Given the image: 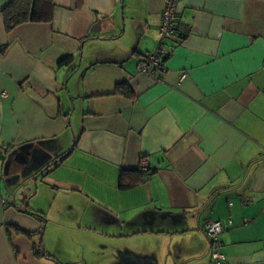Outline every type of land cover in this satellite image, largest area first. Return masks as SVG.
Returning a JSON list of instances; mask_svg holds the SVG:
<instances>
[{
	"label": "crops",
	"instance_id": "1",
	"mask_svg": "<svg viewBox=\"0 0 264 264\" xmlns=\"http://www.w3.org/2000/svg\"><path fill=\"white\" fill-rule=\"evenodd\" d=\"M11 1L0 264H211L212 221L230 224L222 264H264V0H179L189 30L158 83L137 65L162 0H52L51 23L6 32Z\"/></svg>",
	"mask_w": 264,
	"mask_h": 264
},
{
	"label": "built area",
	"instance_id": "2",
	"mask_svg": "<svg viewBox=\"0 0 264 264\" xmlns=\"http://www.w3.org/2000/svg\"><path fill=\"white\" fill-rule=\"evenodd\" d=\"M163 10L161 14V23L158 29L159 44L156 50L146 54L137 65V72L144 74L154 82H161V76L166 72L164 59L168 53L165 42L171 40H180L181 35L188 33L187 24L180 18L178 13L179 0H162ZM186 78L182 74L180 81ZM3 98L6 94H2ZM148 165L145 160H141L139 169L145 171ZM230 224L224 225L218 221H212L205 225L204 233L210 242L209 258L211 264H222L224 257L221 254V235L228 229Z\"/></svg>",
	"mask_w": 264,
	"mask_h": 264
},
{
	"label": "trees",
	"instance_id": "3",
	"mask_svg": "<svg viewBox=\"0 0 264 264\" xmlns=\"http://www.w3.org/2000/svg\"><path fill=\"white\" fill-rule=\"evenodd\" d=\"M54 9H55V6L52 0H12L1 11V16L4 21L6 32H10L12 29L20 25L27 24V23H51L53 19ZM185 37H186V34L181 35L179 38L183 40L185 39ZM4 49L5 47L1 48L0 52H3ZM72 60H73L72 57L63 58L57 62L56 66L57 67L67 66L72 62ZM121 88L122 87L117 86L115 89L116 93L117 92L119 93L121 91ZM64 159L65 157H63L59 162H62ZM149 172H150L149 170H146L145 172H139V173L143 177V176H147L148 174H150ZM127 175H129V173H127ZM124 176H125V173H122L120 177V181H119L120 190L130 189L131 187L138 184L139 181H141V179H139V181L128 183L125 181ZM31 215L38 218V220L43 221L44 223L45 219L43 218L42 214L34 213ZM16 231L29 238L32 236V234H26L21 231H18L17 229ZM40 234L41 232L39 233V235ZM39 248H42L41 243L39 244ZM35 253H36L35 254L36 257L40 256L39 250H37V252ZM41 256L45 257L43 252L41 253Z\"/></svg>",
	"mask_w": 264,
	"mask_h": 264
},
{
	"label": "water",
	"instance_id": "4",
	"mask_svg": "<svg viewBox=\"0 0 264 264\" xmlns=\"http://www.w3.org/2000/svg\"><path fill=\"white\" fill-rule=\"evenodd\" d=\"M67 154H68V153H67ZM67 154H66V155H67ZM62 158H63V157H62ZM62 158H59V161H60Z\"/></svg>",
	"mask_w": 264,
	"mask_h": 264
},
{
	"label": "rangeland",
	"instance_id": "5",
	"mask_svg": "<svg viewBox=\"0 0 264 264\" xmlns=\"http://www.w3.org/2000/svg\"><path fill=\"white\" fill-rule=\"evenodd\" d=\"M122 244V243H121ZM166 264V263H165ZM167 264H169V263H167Z\"/></svg>",
	"mask_w": 264,
	"mask_h": 264
}]
</instances>
